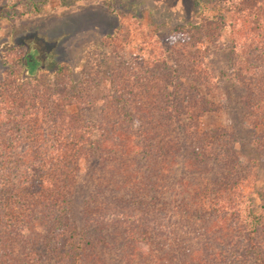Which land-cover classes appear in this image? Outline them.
Wrapping results in <instances>:
<instances>
[{"label":"trees","instance_id":"16d2710c","mask_svg":"<svg viewBox=\"0 0 264 264\" xmlns=\"http://www.w3.org/2000/svg\"><path fill=\"white\" fill-rule=\"evenodd\" d=\"M203 1H197L198 8ZM233 5L231 23L223 15L217 21L233 31L230 45L221 50H227L228 78L240 91L243 124L251 134L249 153L257 157L243 152L233 125L205 126L207 117L230 107L220 84L224 74L209 59L219 45L208 23L191 24L187 32L178 26L169 56H136L131 62L119 49V64L104 78L111 91L102 98L95 122L87 110L94 104V78L75 85L72 80L56 83L52 89L43 84L48 92L41 89L40 103L24 91H7L10 116L2 122L13 128L0 132V264H49L52 258H57L52 264H89L93 256L101 261L104 250L113 256L120 251L119 259L128 264H144V256L157 260L154 264H177L169 256L175 239L180 254L198 256L204 264H264V180L259 177L264 159V0ZM63 72L65 68L58 71ZM46 103L47 112L41 107ZM9 104L21 111H10ZM39 109L53 119L44 136L33 127ZM17 140L26 143L21 151ZM83 161L89 178L80 227L71 211ZM108 206L119 213L126 236L151 223L152 214H134L131 228L123 206L153 214L172 210L200 222L203 231L190 222L184 230L158 229L156 235L146 227L144 242L131 237L118 246L110 236L118 233L117 225L109 229L110 220L86 216L91 208ZM244 223L253 231L240 240L236 232Z\"/></svg>","mask_w":264,"mask_h":264},{"label":"rangeland","instance_id":"374dc122","mask_svg":"<svg viewBox=\"0 0 264 264\" xmlns=\"http://www.w3.org/2000/svg\"><path fill=\"white\" fill-rule=\"evenodd\" d=\"M197 1L0 0V132L5 128H13L12 123L2 122L10 116L9 114L7 117L9 106L4 102L5 99L7 102L10 100L9 95L24 91L28 98H37L40 103L43 84L50 85L49 89H52L56 83L62 84L72 80L75 85L82 83L87 78L95 79L91 94L94 104H89L90 106L87 108L89 118L95 122L101 112L102 98L111 91V87L106 84L104 78L115 65L119 64L121 59V54L118 53L119 49L121 53H127L130 58L128 60L131 62L132 58L136 56L148 59L152 54L160 55L165 52L166 56H169L170 42L178 39L173 34L178 26H183L187 32L191 24H201L206 27L205 24L208 23L211 30H214V37H218L217 44L219 45L217 49L213 48V52H215L209 59L213 66L224 74L220 79V84L226 98L230 99V107L227 113L207 117L205 126L233 125L239 134L243 152L257 157L256 153H249L251 150L248 144L251 134L243 124L238 100L240 91L228 78L230 58L227 50H221L222 47L230 45L229 40L232 38L233 31L229 26L223 27L218 23L220 15L225 17L226 24L229 25L233 19V2L239 0H204L200 6L202 10L197 7ZM200 11H202V15H200ZM109 35L114 36L115 39L108 40L107 36ZM185 35L182 34L179 39L183 40ZM60 68H65V72L58 73ZM7 91L10 92L9 95ZM44 92L47 93L48 90H44ZM26 102L29 101L26 100ZM11 107L10 111L14 108ZM41 107L45 108L46 112L50 109L47 103ZM76 109V107L69 108L67 111L71 113ZM13 111L17 113L21 110L14 108ZM38 114L39 118L33 127H36V131L44 136L51 132L50 127L53 128V119L45 116L43 110ZM42 140L40 139L38 142H42ZM25 141L29 143L28 140ZM14 143L19 144L17 147L20 151L23 150L21 146L26 144L24 141L19 142L18 140ZM33 143L37 144V140ZM260 161L259 177L264 180V159H260ZM87 168L88 165L83 161L82 174L79 178L80 188L75 198V206L71 211L72 217L76 218L80 227L83 226L82 203L88 192L84 186V182L89 178ZM123 207L126 208V220L132 221L131 228H134L136 223L133 220L134 214L143 217L152 214L148 219L151 223H147L148 225L144 227L149 228L148 234L156 235L155 231L158 229L170 231L173 227L184 230L186 222L188 225L190 222L193 227L196 226L200 232L203 231L199 228L201 227L199 225H202L200 222L191 218L190 220L180 218L181 216L172 210L161 209L159 212L155 210L157 214L155 212L153 214L149 210L135 211L138 208ZM85 212L87 218L102 216L105 220H110L109 229L117 225L118 233L110 236L118 246L129 242L131 237L133 240L143 238L142 242L146 238V235L142 233L144 228L134 229L133 234L126 236L124 229L122 230L119 226V213L112 206L101 210L91 208ZM194 221L199 224L196 225L197 223L195 224ZM238 227L240 231L236 234L237 239L240 240L244 239L247 231H253L245 223ZM135 228H138L137 224ZM243 228L247 230L244 231ZM41 233H45V231ZM195 233L197 234L199 231ZM195 233L194 235H196ZM180 235L178 233L177 237ZM181 238L184 241V234L181 235ZM175 240L173 241L174 247L169 254L175 263L204 264L198 256L180 254L181 243L176 247ZM55 248H57L56 245ZM103 254V257L101 255L99 258L101 261H95L93 256L89 264H128L127 260L121 262L119 259V256H122L120 251H117L116 256H113L111 250H104ZM55 260L57 258L50 259L49 264ZM155 262L157 260H151L149 256L143 257L144 264H154ZM241 264L243 263L241 262Z\"/></svg>","mask_w":264,"mask_h":264}]
</instances>
